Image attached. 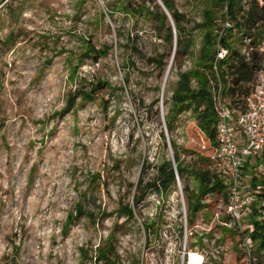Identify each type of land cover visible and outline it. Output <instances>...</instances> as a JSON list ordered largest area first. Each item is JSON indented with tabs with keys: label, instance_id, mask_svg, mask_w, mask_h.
I'll return each mask as SVG.
<instances>
[{
	"label": "rangeland",
	"instance_id": "obj_1",
	"mask_svg": "<svg viewBox=\"0 0 264 264\" xmlns=\"http://www.w3.org/2000/svg\"><path fill=\"white\" fill-rule=\"evenodd\" d=\"M122 1L0 0V264H166L170 250L169 264H180L186 230L194 253L197 232L216 219L224 190L198 195L202 175L209 186L217 181L215 139L197 124L201 83L191 79L183 105L172 96L180 74L200 65L206 13L218 29L226 5L169 0L188 21L190 47L175 58L151 17L126 14ZM130 1L154 12L150 0ZM247 3L237 0L239 20ZM226 38L239 50L238 29ZM200 71L217 124L218 86L210 70ZM222 100L236 106L230 95ZM174 154L183 174L162 194L151 182L163 163L176 169ZM245 165L242 179L264 193V153ZM261 219L253 210L251 222ZM207 237L233 264L238 238L219 226Z\"/></svg>",
	"mask_w": 264,
	"mask_h": 264
},
{
	"label": "built area",
	"instance_id": "obj_2",
	"mask_svg": "<svg viewBox=\"0 0 264 264\" xmlns=\"http://www.w3.org/2000/svg\"><path fill=\"white\" fill-rule=\"evenodd\" d=\"M248 0H243L246 4ZM256 6L260 9L264 7V0H255ZM248 5V3H247ZM264 23V22H262ZM219 28L216 30V51L214 59L211 62V73L213 80L218 86L217 102L215 112L217 115V124L215 129V151L210 157L211 171L215 179L221 183L224 190L223 199H220L218 211L210 224L205 225V230L197 232L194 239V254L201 261L192 263L189 259L188 239L194 235L192 231L185 232L184 245L177 251L181 259L180 264H224L221 256L226 257L224 247L214 248L216 239L209 240L207 234L214 233L216 226L220 229L233 233L238 238L237 264H262L261 254L257 250V244L252 239V233L255 230L254 222H251L253 210L259 214H264V198L257 197L250 186L244 183L241 169L248 160L260 153H264V35L259 40L260 44L254 46V37L249 33H239L241 44L239 54L244 62L251 64L253 54L259 58L260 68L254 80L250 94L244 98V105H237L231 109L224 105L221 95L222 82L220 78V63L227 60L230 56V50L221 45V39L226 38L228 32L234 31V22L227 13L219 21ZM234 69H232V72ZM233 76H229L227 85H231ZM175 178L178 180L176 169H174ZM179 184V181H177ZM179 207L184 208V220L187 217V211L183 197L178 201ZM258 224H264L261 219ZM200 226V225H198ZM194 224L192 228H197ZM205 235V236H204ZM212 245V246H210ZM209 248H212L209 251ZM209 251V252H208ZM170 250L167 255L169 264L171 260ZM176 255V254H175Z\"/></svg>",
	"mask_w": 264,
	"mask_h": 264
},
{
	"label": "trees",
	"instance_id": "obj_3",
	"mask_svg": "<svg viewBox=\"0 0 264 264\" xmlns=\"http://www.w3.org/2000/svg\"><path fill=\"white\" fill-rule=\"evenodd\" d=\"M153 3L154 6V12L150 11L148 8H146L144 2L139 3L135 2L132 3L130 0H123V10H125V13L132 16H141L143 13H145V16L152 19V21L155 23V31L158 34H163V40L166 44L169 46H173L174 44V56L177 57H184L187 55V51L190 47L188 44V40L186 38V24L188 21L186 20V17L184 14L180 13L178 10L174 8L172 3L169 0H161L164 7L169 12L171 19L173 21L175 33H176V43L174 42V34L170 25V22L168 21V18L166 17L163 10L160 8L158 4L155 3V0H150ZM223 4L226 5V13L229 16V18L235 22V28L238 29L239 33H249L251 36L254 37L253 45L257 46L260 44L259 40L261 39L262 35H264V7L258 8L256 6L255 0H249L248 1V11L246 16H242V18L239 20V16L237 13V0H221ZM206 21H205V27L208 28V31L206 32L204 38L205 42L204 45L201 48L200 52V65L197 67L198 69H194L189 71L188 73L180 74L178 87L176 91L173 93V102L176 105H183L184 102L187 100V96L191 94L190 89V81L191 79H195L198 81V85H200L202 88H200V91L198 94H194V98L201 99V102L204 103L205 109L204 111L199 115L197 124L199 125L200 131L206 136V138L210 141H214L215 139V124H216V117L213 112L212 108V102H211V95L207 91L206 86L207 85V77L200 71L201 69L203 72L207 69L211 72V62L214 59V41L216 40L217 34L216 30L217 27L213 26V20L209 16L208 13H206ZM216 27V28H215ZM214 30V33L213 31ZM230 31L228 32L229 35ZM227 38L221 39V45L228 48L230 52V56L227 60L220 63V78L222 82L223 87V93L222 96H231L232 104L239 105L241 103L242 107L244 105L243 98H246L252 89L251 83L255 80V77L257 75V72L260 68L259 58H257V54H253V61L251 64H247L244 62V59L239 54L238 50L231 49L230 44L226 41ZM157 67H163L165 65V62L163 58H160L159 60L153 61ZM232 69L234 71L232 72ZM229 76H233L231 80V85L233 87L227 86L228 78ZM202 78V79H201ZM204 81V82H203ZM253 84V83H252ZM251 85V86H250ZM193 98V99H194ZM199 102V104L201 103ZM201 103V104H202ZM172 119V117H171ZM168 119V132L172 130L170 125V120ZM172 148H175L174 143H171ZM174 162L176 165V173L178 176H181L183 174V170L179 164V158L177 154H174ZM243 176V175H242ZM254 177V174L253 176ZM255 180L252 178V181ZM244 181V180H243ZM153 187L160 193L165 194L168 192V190L174 185L175 183V172L172 168V165L170 162H165L161 166L157 168V176L155 179L152 180ZM244 183L248 184L250 188H256L255 183H247L244 181ZM210 185V179L208 176L202 175L200 177V184H199V190L198 195L201 197L206 196V194H212L216 191H219L222 188L221 183L219 181H215L211 186ZM143 184V177L139 181L138 189L141 191L144 188ZM257 197L264 198V193L257 194L255 191ZM190 201V200H189ZM190 205V203H189ZM202 206H197V209H199ZM127 213L130 214V210L127 208L125 209ZM193 220L189 221L190 226L193 225ZM255 230L252 233V238L257 242V250L260 252L261 255H264V224H255L254 225ZM264 259V258H262ZM262 264H264V260L261 261ZM233 264H237V261L235 260Z\"/></svg>",
	"mask_w": 264,
	"mask_h": 264
},
{
	"label": "water",
	"instance_id": "obj_4",
	"mask_svg": "<svg viewBox=\"0 0 264 264\" xmlns=\"http://www.w3.org/2000/svg\"><path fill=\"white\" fill-rule=\"evenodd\" d=\"M160 2V1H159ZM160 6L163 10V12L165 13L166 17L168 18V21L170 22L171 24V27L173 28V21L171 19V16L169 14V12L167 11V9L164 7L163 3H160ZM173 34H174V42L176 43V33H174V29H173ZM173 51H175V49H173Z\"/></svg>",
	"mask_w": 264,
	"mask_h": 264
},
{
	"label": "bare ground",
	"instance_id": "obj_5",
	"mask_svg": "<svg viewBox=\"0 0 264 264\" xmlns=\"http://www.w3.org/2000/svg\"><path fill=\"white\" fill-rule=\"evenodd\" d=\"M189 259H190V262L192 263H199L201 261V259L195 255L193 252H189Z\"/></svg>",
	"mask_w": 264,
	"mask_h": 264
},
{
	"label": "crops",
	"instance_id": "obj_6",
	"mask_svg": "<svg viewBox=\"0 0 264 264\" xmlns=\"http://www.w3.org/2000/svg\"><path fill=\"white\" fill-rule=\"evenodd\" d=\"M262 155V153H260ZM250 161V160H249ZM246 169V165L244 164L243 168L241 169V173L244 176V170Z\"/></svg>",
	"mask_w": 264,
	"mask_h": 264
}]
</instances>
